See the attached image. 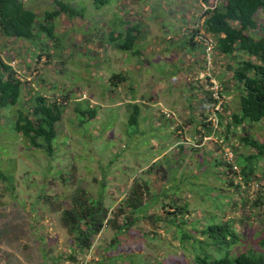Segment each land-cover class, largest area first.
Returning a JSON list of instances; mask_svg holds the SVG:
<instances>
[{"label":"rangeland","instance_id":"1","mask_svg":"<svg viewBox=\"0 0 264 264\" xmlns=\"http://www.w3.org/2000/svg\"><path fill=\"white\" fill-rule=\"evenodd\" d=\"M22 1L37 14L39 23L45 22L47 12L60 10L56 1L82 16L62 13L54 19L55 39L40 42L47 43L53 58L22 40L0 38V52L6 62H15L14 69L24 82V96L40 91L60 98L67 107L57 126L52 156L14 133L11 124L16 110L3 113L0 172L9 180L0 179V264H194L192 254L187 258L178 250L173 229L167 233L161 222L154 229L146 218L140 219L116 242V229L108 225L86 251H79L74 236L61 224V213L78 189L95 199L103 189L105 205L113 208L142 172L167 160V167L180 166L178 178L181 174L186 178L179 180L183 183L176 192L189 202V223L200 219L204 228L211 214L214 222L232 223L239 235L240 244L233 253L249 248L262 252L257 244L264 238V206L252 205L256 202L252 199L264 198V158L251 162L256 163L252 177L260 187L244 184L248 194H237L234 186L214 177L222 171L216 164L222 145L224 152L233 145L239 163L246 165L245 157L255 150L241 138L264 142V120L245 124L246 132L231 123L232 115L239 112L240 98L233 72L249 57L239 52L230 58L220 56L214 48L206 68L203 46L194 48L192 43L193 35L204 34L201 0H107L98 9L94 0ZM128 27L140 29L133 50H118L108 43L114 28L121 32L116 43L123 42ZM40 52L43 57L38 60ZM115 74L126 80L111 83ZM207 74L221 89L226 87L221 110L215 115L201 91V84H209L201 78ZM136 104L140 115L136 124H130L129 106ZM90 107L96 110L91 120L81 112ZM212 125L218 128L215 134L208 133ZM178 144L184 145L183 153ZM192 145L197 152H191ZM160 175L151 177L152 189L170 187L166 179L158 180ZM214 187L222 197L214 192L216 198L211 200L208 189ZM205 194L201 204L198 197ZM159 208L156 205L149 214L164 216Z\"/></svg>","mask_w":264,"mask_h":264},{"label":"trees","instance_id":"2","mask_svg":"<svg viewBox=\"0 0 264 264\" xmlns=\"http://www.w3.org/2000/svg\"><path fill=\"white\" fill-rule=\"evenodd\" d=\"M106 2L107 0H94V5L98 9ZM201 2L208 8L203 9L201 15L204 34L198 32L197 35H193L194 48L199 45L203 46L205 58L204 38H214L215 50L220 56L230 58L239 52L249 57L248 60L242 61L233 72V79L238 83L236 87L240 91V98L239 112L232 115L231 123L235 127L240 126L246 132L245 124L251 126L264 120V0H201ZM56 3L60 6V10L47 12L45 22L39 23L37 14L27 8L22 0H0V38L22 40L29 43L31 47L39 48L41 52L44 51L46 57L53 58L47 43L40 45V42L55 39L54 19L62 13L68 14L71 18L82 16L77 9H72L63 2L56 1ZM256 32H260L261 35L256 37L254 35ZM138 34H140V29L128 27L126 36L122 39L123 42L117 44L116 41L121 38V32L117 33V29L114 28L109 33L108 43L113 44L115 49L130 52L136 47ZM41 52L37 56L38 60L43 57ZM125 80V76L121 74L112 75L110 78L111 83H123ZM110 85L117 87L119 84ZM201 85L204 89L201 91L205 94V102L213 107L216 101L205 90V85ZM224 88L226 87L223 86L221 89V96ZM64 98L67 99V97ZM129 107L131 113L128 121L130 124H136L140 115V107L137 104ZM66 108L64 101L61 102L60 98L54 95L49 98L40 91H35L29 96H24L23 80L0 52V123L4 112L9 109L16 110L15 120L11 124L14 133L22 135L37 151L52 156L58 136L57 126L63 119ZM78 111L76 108V112ZM81 112L90 120L96 116V110L91 107ZM217 117L218 123L222 124L220 114ZM213 127L212 125L209 134L218 132V128ZM241 141L253 148L255 154L245 157L247 164L242 165L238 161L239 156H236L233 145L227 146L233 155L231 161L225 158L224 145H222L221 160L217 159L216 163L217 166L221 165L222 171L214 177L229 187L234 186L235 193L244 195L249 193L248 186L244 189V184L248 185L253 182L254 189H258V179L253 180L252 177L256 163L251 162L264 158V142L261 143L250 136H243ZM178 146L180 153H183L184 145L178 144ZM190 150L197 152L193 145ZM167 161H157L142 172L134 180L125 198L116 207L105 205L102 199L103 189L96 199L82 188L75 192L70 205L61 213V224L74 236L79 251L89 250L95 236L108 225L116 229L117 234L113 239V242H116L119 234L126 233L137 221L146 218L154 229L160 226V222L164 224L162 229L167 233L172 228L173 237L179 242L178 250L187 253V258L189 254H192L194 264H264V238L258 240L257 246L262 250L260 253L250 248L242 253H233L240 241L232 223L214 222L215 218L211 214L207 216L208 221L204 228H200V219L189 223L187 219L190 215L189 202L181 195L177 196L176 192L180 191L183 183L179 184V180L184 181L186 178L184 174L178 178L177 173L180 166L178 168L167 167ZM160 173L162 175L158 180L165 182L166 179L170 187L161 188V190L152 189L154 178L151 177ZM224 175L228 177L224 178ZM0 179L9 180L2 172H0ZM189 184L193 189L196 188V184L191 182ZM262 188H259L258 194ZM216 190L215 187L208 189V192L211 191V200L216 198L214 192L218 193V197H222V193ZM206 195L197 196L201 204L206 201L204 198ZM260 197L255 195L252 200L256 202L252 205L264 206V198ZM226 198L230 199L229 196ZM243 200L245 203L246 198ZM244 203L242 206L245 205ZM156 205H160L159 211L162 210L164 216L156 213L149 214V211L155 209ZM110 209L113 210L112 215ZM181 216L183 218L180 219ZM99 264L104 263L102 261ZM128 264L136 263L129 262Z\"/></svg>","mask_w":264,"mask_h":264},{"label":"built area","instance_id":"3","mask_svg":"<svg viewBox=\"0 0 264 264\" xmlns=\"http://www.w3.org/2000/svg\"><path fill=\"white\" fill-rule=\"evenodd\" d=\"M205 9L208 8V6H203ZM204 44H205V63H206V68H208L211 63V57H212V52L215 48V41L212 38H204ZM10 66L14 67L15 62H11L9 63ZM209 79V84H204L205 85V90L208 91L212 97V99H214L216 101V104L213 106V110L214 115L216 114V111L218 112L219 110H221L223 101H222V96H221V85L217 83V81L215 82L213 79H211L210 75L207 74L206 76L202 75L201 78L204 79ZM212 120V119H210ZM218 127V126H217ZM228 150L225 152V158L229 161H231L233 159V155L232 152L230 151L229 148H227Z\"/></svg>","mask_w":264,"mask_h":264},{"label":"crops","instance_id":"4","mask_svg":"<svg viewBox=\"0 0 264 264\" xmlns=\"http://www.w3.org/2000/svg\"><path fill=\"white\" fill-rule=\"evenodd\" d=\"M199 66H197V68H198Z\"/></svg>","mask_w":264,"mask_h":264}]
</instances>
